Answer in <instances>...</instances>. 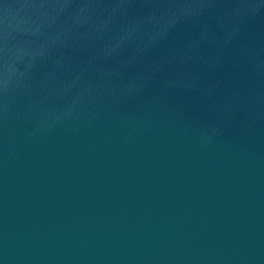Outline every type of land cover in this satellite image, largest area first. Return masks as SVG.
Here are the masks:
<instances>
[{
	"label": "water",
	"instance_id": "95a60500",
	"mask_svg": "<svg viewBox=\"0 0 264 264\" xmlns=\"http://www.w3.org/2000/svg\"><path fill=\"white\" fill-rule=\"evenodd\" d=\"M0 264H264V0H0Z\"/></svg>",
	"mask_w": 264,
	"mask_h": 264
}]
</instances>
